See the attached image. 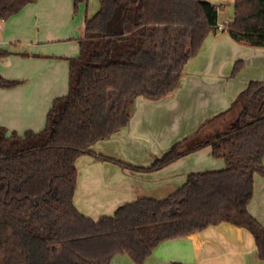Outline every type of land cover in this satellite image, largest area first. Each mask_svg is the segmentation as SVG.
<instances>
[{"label": "trees", "instance_id": "trees-1", "mask_svg": "<svg viewBox=\"0 0 264 264\" xmlns=\"http://www.w3.org/2000/svg\"><path fill=\"white\" fill-rule=\"evenodd\" d=\"M34 1L0 0V23ZM234 6L222 31L264 48V0ZM218 17L205 0H100L85 21L80 54L69 60V93L55 99L45 129L21 136L0 128V264H111L119 255L145 264L163 242L222 223L249 230L264 264V226L248 209L254 176L264 177V79L250 82L222 114L238 108L234 126L203 141L189 136L150 167L93 151L129 125L136 99L159 101L179 87L189 61L219 30ZM243 67L237 62L233 77ZM16 85L0 74V88ZM206 147L226 168L191 174L164 200L139 199L97 221L74 204L83 156L155 172Z\"/></svg>", "mask_w": 264, "mask_h": 264}, {"label": "crops", "instance_id": "crops-1", "mask_svg": "<svg viewBox=\"0 0 264 264\" xmlns=\"http://www.w3.org/2000/svg\"><path fill=\"white\" fill-rule=\"evenodd\" d=\"M99 9L94 13V15ZM78 13V14H77ZM77 14V15H76ZM89 0H35L1 22L0 74L17 82L0 88V128L24 135L41 132L56 98L69 93L70 59L80 54ZM219 25L199 54L187 64L179 87L166 98L140 97L129 125L93 151L137 166L150 167L172 146L195 135L210 139L223 129L228 112L252 81L264 79V48L233 40ZM244 63L233 77L235 64ZM226 168L210 147L190 153L155 172H137L83 156L77 162V210L95 221L139 199L164 200L183 187L193 173ZM249 212L264 226V177L254 176ZM263 264L252 233L229 223L211 226L188 237L160 244L145 264ZM111 264H135L119 255Z\"/></svg>", "mask_w": 264, "mask_h": 264}, {"label": "rangeland", "instance_id": "rangeland-1", "mask_svg": "<svg viewBox=\"0 0 264 264\" xmlns=\"http://www.w3.org/2000/svg\"><path fill=\"white\" fill-rule=\"evenodd\" d=\"M205 1L210 2L219 8V17H218L219 25H224L227 22L233 20L234 11H235L234 0H205ZM99 8H100V0H89V11L91 16L94 15V13ZM239 111L240 110L238 108H234L231 112H229L230 115H228L227 120L230 121L227 124H224L223 127L224 130H228L237 123Z\"/></svg>", "mask_w": 264, "mask_h": 264}, {"label": "built area", "instance_id": "built-area-1", "mask_svg": "<svg viewBox=\"0 0 264 264\" xmlns=\"http://www.w3.org/2000/svg\"><path fill=\"white\" fill-rule=\"evenodd\" d=\"M2 28V25H1V23H0V29Z\"/></svg>", "mask_w": 264, "mask_h": 264}]
</instances>
